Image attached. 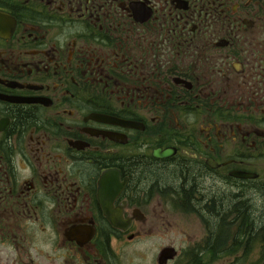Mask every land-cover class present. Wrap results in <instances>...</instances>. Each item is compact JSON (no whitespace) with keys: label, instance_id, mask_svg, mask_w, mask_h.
Masks as SVG:
<instances>
[{"label":"flooded vegetation","instance_id":"obj_1","mask_svg":"<svg viewBox=\"0 0 264 264\" xmlns=\"http://www.w3.org/2000/svg\"><path fill=\"white\" fill-rule=\"evenodd\" d=\"M177 216L152 264H264V0H0V264H137Z\"/></svg>","mask_w":264,"mask_h":264},{"label":"rangeland","instance_id":"obj_2","mask_svg":"<svg viewBox=\"0 0 264 264\" xmlns=\"http://www.w3.org/2000/svg\"><path fill=\"white\" fill-rule=\"evenodd\" d=\"M186 219V216H177L176 219L170 220V226L156 227L150 238L137 244L135 249L141 251V253L134 262L137 264H152L159 248L168 245L177 248L184 247L187 242L183 238L182 231L185 232L188 238L195 239V236L199 233L196 227L193 226L195 220ZM130 249L133 250L132 247ZM128 253L130 254L131 252Z\"/></svg>","mask_w":264,"mask_h":264},{"label":"water","instance_id":"obj_3","mask_svg":"<svg viewBox=\"0 0 264 264\" xmlns=\"http://www.w3.org/2000/svg\"><path fill=\"white\" fill-rule=\"evenodd\" d=\"M155 157H165L168 156V153L166 151L159 153L158 150H156L153 154ZM234 177L240 178V179H246V178H251L253 177L251 174L249 173H234L233 174ZM113 220V218H110ZM174 256V252L172 251V249H165L161 252L160 256H159V261H166L168 259H172Z\"/></svg>","mask_w":264,"mask_h":264}]
</instances>
